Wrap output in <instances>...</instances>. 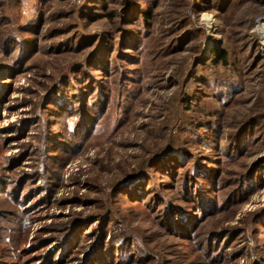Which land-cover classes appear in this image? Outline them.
Segmentation results:
<instances>
[{
	"label": "rangeland",
	"instance_id": "1",
	"mask_svg": "<svg viewBox=\"0 0 264 264\" xmlns=\"http://www.w3.org/2000/svg\"><path fill=\"white\" fill-rule=\"evenodd\" d=\"M149 1V29L139 18L121 35L116 6L63 34L80 22L73 1L2 0L0 68L31 58L0 85V264H264V0L219 16L206 11L214 0H138ZM107 32L114 49L94 60L108 75L75 65ZM220 49L226 67L212 65ZM192 180L204 196L190 203L180 192ZM155 199L179 208L188 237Z\"/></svg>",
	"mask_w": 264,
	"mask_h": 264
},
{
	"label": "trees",
	"instance_id": "2",
	"mask_svg": "<svg viewBox=\"0 0 264 264\" xmlns=\"http://www.w3.org/2000/svg\"><path fill=\"white\" fill-rule=\"evenodd\" d=\"M9 1L14 2V3H18L19 0H9ZM53 1L54 0H40V3L42 4V7H49L48 6V5H50L49 3L53 2ZM70 1H73L78 6V16L76 17V19H77V21H80V22H76L72 26L71 25L66 26L65 29H62L63 34L70 33L72 31H75L76 33L81 34L82 32L80 30V28H81L80 26H82V24L81 25H78V24L83 23L84 21L87 22L92 11H95L96 9H101L102 11H104L107 7H115V6L119 8V17H118L119 22L118 23L124 25L123 28H120L121 35H125L128 32L132 33L133 31H135V27H134V28H129L128 31L125 33V31L127 30L125 28L131 27V26L133 27L134 25L136 26L137 20L139 18L143 21L142 27L144 29L145 28L149 29V27H150L149 20L153 17L154 10L157 8V6L155 4H152V1H149L148 4H145V3L141 4L138 2V0H116V1H113V0H70ZM156 2H157V0H155V2H153V3H156ZM0 4L2 5V0H0ZM231 4H232V0H214V2L212 4L210 2H208V7H207L206 11H213L217 16H219L222 13L227 12V10L229 9V6H231ZM142 7H145L146 10H143ZM3 9H4V7H3ZM89 9H91V11H89ZM89 12H91V13H89ZM68 14H69V12L66 13L65 19H67V17L69 18ZM106 18L110 22L114 18V16L112 14H108V16ZM127 18H128V20H127ZM45 21H46L45 17L43 18V20H42V17H38L36 19V25L38 24L39 26H42ZM1 22L4 23L5 20H1ZM120 24H119V26H120ZM24 33L27 34V32H24ZM109 34L112 36L111 33L107 32L104 34L105 37L100 36L99 38L94 39V42H91V44L94 45V47H93L92 51L90 52V54H88V56H82L80 62H78L79 60L75 61L74 62L75 65L83 64L85 66L86 63H89V62L91 63L93 61L94 65H92V66L95 69L99 70L101 74L105 73L106 75H108L107 65L101 66L99 63L96 64L94 59L97 57L99 60L98 62H100V61L104 62V60H102V58L104 57V54H103V52H100L101 47H107L108 53H109L110 49H114V47L112 46L113 44H111L112 47L108 46L106 44L107 41H109V43H110V40H106L107 38L109 39V37H110ZM113 38H115V36ZM1 40H3V39L1 38ZM176 40H177L176 38H172V40L170 41L168 46L174 47V45L177 43ZM11 41H16V40H14L12 38ZM7 43H9V42H7ZM91 44H89V46ZM172 48H170L169 50H171ZM81 50L82 49H80V48L75 49L74 52H75V54H77L78 51H81ZM118 50H119V48H118ZM128 51H130L132 53V51H134V49H130V50L128 49ZM135 51H136V48H135ZM63 52L64 53L68 52V49H66ZM211 52H212L211 55L213 57L212 65L222 66V67H226L228 65V55H227L226 51L220 49V50H215V51H211ZM29 58H31V54H29V56H24L22 54V56L18 58V61L20 62L18 66H15V64H12L11 65L12 67L7 65V66H4L3 68H0V79L4 78L3 81L0 82V85L2 87L3 86L8 87L9 85H11V83H8V82L9 81L10 82L15 81L18 78V76H20L22 74V71L24 69L23 66ZM210 58H208V59H210ZM198 59L201 60V57L196 58L194 60L193 64H191L190 70L186 73V76L184 79L190 81V79L193 76L195 69L198 68L199 66H201V62ZM101 71H103V72H101ZM109 75H110V73H109ZM66 77L68 79V76H66ZM89 83H90V87H88L89 93L94 92L95 90L99 89V87H97L93 83H91V82H89ZM82 85H85V84L83 83ZM88 86H89V84H88ZM53 87H55V86H53ZM123 89L124 90L126 89L124 86V83H122V90ZM52 90H53V88H51V91ZM102 92L105 93V95L111 94V91L103 88L97 92V95L99 93H102ZM118 96L119 97L123 96L122 91L121 92L118 91ZM104 97L105 98H104L103 102L104 101L107 102L106 96H104ZM66 106H68V105H65L63 107H66ZM104 108H105V106L103 105V109ZM187 108L190 109L189 106H187ZM102 112L103 111H101V114H102ZM251 121H252V118H249V119L239 123L237 125V127L233 130L234 133L232 134V138H235V136H237V134H239V132H241L247 126V124ZM201 128L202 127H200V129ZM210 130H211L210 128L209 129L207 128V131H210ZM220 142H221V139H220ZM196 145H201V144L196 143ZM248 145H249V143H248ZM228 148H229V146H228ZM241 149L242 150H240V148H239V150H235L237 152V155L240 157H242L244 155V154H242L244 148H241ZM228 152H230V153L234 152V149L232 146H231V149L229 148ZM164 157L165 156L160 157L159 159H161V158L164 159ZM178 165H180V164L178 163ZM197 176H199V175H197ZM194 180H192V182L190 184H187V183L183 184V186L181 188L182 192H180V196H181L182 200L184 198H186V200L190 201V203H193L194 202L193 200L197 201L196 198H198V200H199L202 198V196H204V193H202L200 191L201 189L199 187H195V188H197V190L191 189L190 185H193ZM203 185L205 188L206 184H203ZM140 196L141 195L137 196L138 197L137 199H139V201H142L144 204H146V202H149V199L147 200V198H145V196L144 197L142 196V198ZM161 197H163L164 199L167 198L164 196H161ZM163 198H161V199H163ZM155 201H157V202H156V205L154 207H152L151 205L148 207L151 210L154 209L155 213H157L156 211L159 210V208H160V210L162 209V219H163L164 224L171 231H177L181 235V237H183V238L188 237V235H190L189 232H191V228L189 227L188 223H186L185 221H183L182 219L177 217L175 212H177V210H179V208H176L175 209L176 211L174 210L173 212H170V208H168L164 203H159L157 199H155ZM190 207H192V206H190ZM192 209H194V208H191V210ZM183 235H186V236H183ZM101 264H108V261L106 260V262H101Z\"/></svg>",
	"mask_w": 264,
	"mask_h": 264
},
{
	"label": "bare ground",
	"instance_id": "3",
	"mask_svg": "<svg viewBox=\"0 0 264 264\" xmlns=\"http://www.w3.org/2000/svg\"><path fill=\"white\" fill-rule=\"evenodd\" d=\"M261 29H264V23H263V24H261Z\"/></svg>",
	"mask_w": 264,
	"mask_h": 264
}]
</instances>
